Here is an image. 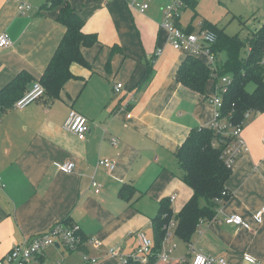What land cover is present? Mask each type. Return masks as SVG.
<instances>
[{"label": "crops", "instance_id": "crops-1", "mask_svg": "<svg viewBox=\"0 0 264 264\" xmlns=\"http://www.w3.org/2000/svg\"><path fill=\"white\" fill-rule=\"evenodd\" d=\"M210 1L214 7L224 6L225 15L248 31L264 25V0ZM46 2L0 0V36L11 41L0 52V91L21 75L24 96L44 76L66 32L57 10L42 9ZM66 2L83 20V33L95 35L98 44L81 48L86 65L70 66L73 78L57 97L44 96L23 110L12 103L0 111V257L13 245L67 222L99 244L87 243L80 252L54 245L28 264H85L82 255L96 259L95 264H120L109 250L132 254L136 234L152 233L151 220L161 199L170 200L173 214L190 199L175 153L193 129L211 124L215 85L208 81L199 94L176 80L185 54L171 49L161 27L170 0H138L148 4L144 13L128 8L125 0ZM20 5L29 9L21 14ZM190 10L195 15V8L182 13ZM183 14L178 26H191L195 33L192 17L182 25ZM149 62L151 79L139 86ZM117 84L122 85L119 92ZM71 110L87 120L84 141L62 128ZM263 135L264 112L247 115L241 132L247 152L231 168L224 185L228 198L213 220L199 225L189 244L171 231L174 243L164 249L172 244L175 249L167 263L155 264H192L197 255L249 264L243 260L248 255L264 264V215L256 219L264 206ZM100 159L114 161L115 169L97 167ZM67 162L74 163V172L56 168ZM92 178L101 186L99 195L90 185ZM232 215L247 227L225 223Z\"/></svg>", "mask_w": 264, "mask_h": 264}, {"label": "trees", "instance_id": "trees-1", "mask_svg": "<svg viewBox=\"0 0 264 264\" xmlns=\"http://www.w3.org/2000/svg\"><path fill=\"white\" fill-rule=\"evenodd\" d=\"M183 4V10L194 9L197 1L183 0ZM42 9L57 10V21L66 29L44 76L38 82L44 88V96L57 97L64 84L73 78L70 66L73 63L86 65L81 48L98 44V39L95 35L83 33V20L66 0H47ZM184 31L193 33V28L189 26ZM200 31L215 36L211 50L217 60L216 76L213 78L202 58L185 55L177 69L176 80L185 88L203 94L206 83L214 79L215 90L224 89L220 91L222 106L219 120L242 128L247 115L264 112V25L243 37L229 36L210 23H205ZM243 48H246V55L241 58ZM115 49H112L113 52ZM220 56H223L222 60ZM152 73V62H149L138 85L148 83ZM227 76L231 80L228 86L218 83ZM25 84L26 80L19 75L0 91V111L22 97ZM249 85L253 86L250 92L247 90ZM232 141V138L205 126L193 129L178 148L175 157L181 170L180 180L190 189L191 197L177 214H173L169 199L159 201L157 214L151 220L153 246L147 264L159 261L163 242L171 231L175 238L189 244L199 225L215 218L228 198L224 185L231 174V169L226 168L220 156ZM121 196L126 197V191H121ZM61 224L73 227L67 222ZM172 224L174 228L170 229ZM74 234L80 238L75 252H80L88 239L82 236L79 229L74 230ZM126 264L139 263L129 259Z\"/></svg>", "mask_w": 264, "mask_h": 264}, {"label": "built area", "instance_id": "built-area-1", "mask_svg": "<svg viewBox=\"0 0 264 264\" xmlns=\"http://www.w3.org/2000/svg\"><path fill=\"white\" fill-rule=\"evenodd\" d=\"M110 2L113 0H104ZM128 8L137 10L139 13H144L148 9V4L139 3L138 0H125ZM183 0H170L169 4L163 9L161 27L167 33V41L171 49L177 52H181L185 55L202 58L209 70L211 71L213 78L216 76L217 71V60L211 50V46L215 43V36L207 31H201L198 34L186 33L182 28L177 26V22L183 11ZM19 12L22 14L25 10L29 9L27 5H20ZM11 46V41L7 35L0 36V52ZM160 55L157 52L156 56ZM222 85L228 86L231 82L230 77H223ZM122 85L117 84L115 92H119ZM223 88L217 89L215 95L210 99V103L214 107L213 120L209 127H211L217 134H221L224 137H230L233 139L232 143L226 147L222 152L220 158L225 164L226 168L231 169L235 161L241 154L247 152V146L241 137L242 128L233 127L229 123L221 122L220 109H221V92ZM44 96V88L38 82L34 83L30 91L18 99L13 108L17 110H23L29 104L42 98ZM129 118L130 115H127ZM62 128L70 133L76 135V137L84 141L89 127L87 120L79 115L77 112L71 110L62 126ZM111 144L115 145L116 140L111 139ZM262 144L264 145V135L262 138ZM97 167L104 168L107 172H112L115 169V162L109 159H100L97 162ZM59 171L64 173L74 172L75 165L73 162H67L62 165H56ZM91 187L96 195L101 193V186L92 178L90 182ZM0 178V187H2ZM174 198H171V201ZM264 215V206L256 214V219L260 220ZM225 223L233 224L239 227H247L240 216L232 215L225 219ZM170 229H173V224L170 225ZM74 230H78L77 227L68 228L62 224H56L51 227L46 233L38 235L29 241H24L23 244L13 245L9 252L0 257V264H28L31 260L41 258L44 256L46 250L54 245H62L66 250L70 252L76 251V246L79 243L80 238L75 236ZM137 236V247L132 254L128 256L120 255L116 250L110 249L108 254L111 257H117L120 264H126L130 259L139 264H147L148 258L151 253L153 246L152 239L147 238L144 234L138 232ZM170 242V235L168 234L163 242V249L161 254L158 256V260L167 263L169 254L175 249V245H171L169 250H165V246ZM87 243L92 245H98L99 243L95 240H88ZM81 259L85 264H95L97 261L94 258H90L87 255H82ZM243 260L249 264H259L254 258L244 255ZM192 264H226L224 259L213 258L209 256L197 255Z\"/></svg>", "mask_w": 264, "mask_h": 264}, {"label": "rangeland", "instance_id": "rangeland-1", "mask_svg": "<svg viewBox=\"0 0 264 264\" xmlns=\"http://www.w3.org/2000/svg\"><path fill=\"white\" fill-rule=\"evenodd\" d=\"M196 1H197V5L194 10L195 15L191 10L186 11L184 14L182 13L183 14L182 25H184V21L186 19H190L191 17L193 18V25L195 26V29H196L194 30L195 34H198V32L201 30L202 26L205 23H210V24L219 23L220 25H222V27L225 28V31H226L225 33L233 37L239 36V35L240 37H243L247 32H249L245 27L240 25L237 20H231V16L228 17L227 15H225L226 8H224V6L216 5L217 7H214L210 0H196ZM216 3L218 4L217 0H216ZM209 17H210V20H208ZM200 20H202L201 23H199ZM214 25H218V24H214ZM245 55H246V48H243L241 50L240 56L241 58H244ZM222 59H223V56H222ZM209 81L212 82L213 85H215L214 79L211 78L209 79ZM218 83L222 84V79H220ZM247 90L249 92L252 91L253 86L249 85L247 87ZM145 201L147 205L151 206L152 201H149V199H146ZM147 202H150V203H147ZM146 236L151 239L153 237L152 233L148 231L146 232ZM173 238H171V235H170V241H172V243H174Z\"/></svg>", "mask_w": 264, "mask_h": 264}]
</instances>
